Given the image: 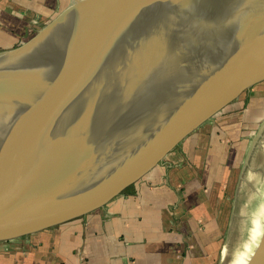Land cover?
I'll return each mask as SVG.
<instances>
[{
    "label": "water",
    "instance_id": "obj_1",
    "mask_svg": "<svg viewBox=\"0 0 264 264\" xmlns=\"http://www.w3.org/2000/svg\"><path fill=\"white\" fill-rule=\"evenodd\" d=\"M261 79L264 0H71L0 50V240L102 204Z\"/></svg>",
    "mask_w": 264,
    "mask_h": 264
},
{
    "label": "crops",
    "instance_id": "obj_2",
    "mask_svg": "<svg viewBox=\"0 0 264 264\" xmlns=\"http://www.w3.org/2000/svg\"><path fill=\"white\" fill-rule=\"evenodd\" d=\"M70 1L0 0V41L30 34L25 31L29 20L30 28L31 20L41 27ZM155 164L126 189L81 215L0 240V264H178L185 261L192 244L185 237L187 212L177 205L178 192L172 191L171 195L170 174L164 185L159 181L161 169ZM172 199L175 203H171Z\"/></svg>",
    "mask_w": 264,
    "mask_h": 264
},
{
    "label": "rangeland",
    "instance_id": "obj_3",
    "mask_svg": "<svg viewBox=\"0 0 264 264\" xmlns=\"http://www.w3.org/2000/svg\"><path fill=\"white\" fill-rule=\"evenodd\" d=\"M29 22L25 31L30 34L0 41V50L21 44L40 28L35 20H31L30 28ZM263 118L264 79H261L212 113L156 162L157 169H161L159 181L165 185L164 180L170 174L174 183L168 178L171 195L172 191L178 192L177 205L187 212L185 237L192 240L191 247L188 246L190 256L178 264H219L240 177L242 173L262 170V164L253 165L252 161L257 151L262 150L264 130L258 135L256 132ZM246 159L250 161L249 167H245ZM185 230L183 227L182 235Z\"/></svg>",
    "mask_w": 264,
    "mask_h": 264
},
{
    "label": "bare ground",
    "instance_id": "obj_4",
    "mask_svg": "<svg viewBox=\"0 0 264 264\" xmlns=\"http://www.w3.org/2000/svg\"><path fill=\"white\" fill-rule=\"evenodd\" d=\"M167 69H161L153 79L161 78ZM133 95H140L134 90ZM261 149L253 159V165L262 164V170L243 174L237 187V201L219 264H244L258 249L264 234V139ZM250 161L246 159L245 167Z\"/></svg>",
    "mask_w": 264,
    "mask_h": 264
}]
</instances>
